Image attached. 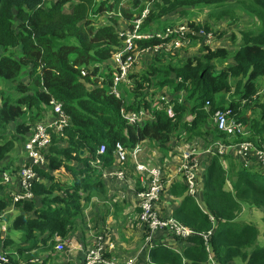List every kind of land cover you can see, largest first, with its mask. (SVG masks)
Listing matches in <instances>:
<instances>
[{"label": "trees", "instance_id": "16d2710c", "mask_svg": "<svg viewBox=\"0 0 264 264\" xmlns=\"http://www.w3.org/2000/svg\"><path fill=\"white\" fill-rule=\"evenodd\" d=\"M44 2L0 0V82H12L16 92L0 90L3 168L14 174L20 170L14 164L16 141L21 144L36 123L46 121L53 98L62 103L70 122L62 134L51 132V144L43 150L48 164L34 167L44 180L32 183V198L15 200L14 194L4 190L0 170V213L11 207L19 212L5 234L0 229V254L8 258L4 264H47L51 254H41L55 250V237L68 238L92 198L107 195L93 161L101 157L110 166L117 143L134 148L149 140L167 151L182 139H202L206 146L216 140L248 139L264 148V100L258 94L264 82V0H53L48 6ZM237 4L255 13L261 25L255 32L243 33L233 55L226 46L206 44L200 55L184 58H178L175 51L151 53L147 68L133 67L128 87L119 95L113 92L115 70L104 73L102 66L122 45L121 30L132 28L146 8L142 31L166 27V18L173 13L188 17L192 7L226 12ZM188 24L210 30L208 22L201 25L190 17ZM158 41L143 39L138 44ZM167 88L171 96L164 93ZM157 95H165L168 103L164 100L160 108L153 106ZM169 104L173 116L167 112ZM227 106L232 108L229 117L245 126L246 136L228 135L215 125V111ZM141 109L153 118L140 123L123 115H138ZM12 123L14 133L8 130ZM102 144L106 151L99 154ZM207 155L210 162L197 176L196 195L189 193L187 182L180 177L162 192L159 201L161 216L170 213L198 233L179 244V250L159 244L148 256L142 253L138 262L207 264L212 254L217 264H264L260 228L239 217L245 206L261 209L264 224V166L235 161L232 152ZM226 156L230 158L227 167L223 163ZM62 167L66 174L59 172ZM167 192L178 201L169 209L162 207ZM209 231L208 250L201 233Z\"/></svg>", "mask_w": 264, "mask_h": 264}, {"label": "built area", "instance_id": "2783aa9c", "mask_svg": "<svg viewBox=\"0 0 264 264\" xmlns=\"http://www.w3.org/2000/svg\"><path fill=\"white\" fill-rule=\"evenodd\" d=\"M148 8H146L142 15L133 22V27L127 26L121 30L120 35L122 37V45L119 46L113 54L112 60L114 61L116 67L114 71V84L113 92L119 95L120 90L118 86L121 82L129 85L128 74L130 70L136 65L137 56L139 52L148 51L149 53L155 52H171L173 53L176 48L172 46L173 43L178 44L174 39L177 36L185 38L187 35L181 32V35L174 34L175 31L170 30L162 33L160 30L153 31H142L141 24L143 17L146 16ZM188 25V24H187ZM169 26L163 29L165 31ZM188 27H190L188 25ZM184 28V25L181 26ZM191 28V27H190ZM212 32V31H207ZM158 38L159 41L150 45H139L138 41L143 39ZM143 46V47H140ZM261 90L258 92V94ZM168 103V98L165 95H157L153 106L159 108L163 104L162 101ZM206 105H209V100H207ZM50 107L52 111V117L44 122H38L32 131V134L28 137L26 142H24V149L27 154L30 164H25L19 170V183L18 190L16 192L11 191L14 194L15 200L30 199L34 196L32 191V183L34 181H42L43 177L35 170L34 167L37 165L43 167V165L48 161L43 150H46L52 141L51 132L62 134L64 128L68 126L70 122L69 116L63 109L61 102L55 100L54 98L50 101ZM168 114L173 116L172 105L167 106ZM55 111V112H54ZM232 112L231 107H226L225 110L217 109L213 115L214 122L217 128L221 131L226 132L228 135H247L245 126L241 122H237L230 118L229 115ZM56 113V116H55ZM126 118L134 122L139 120L140 123L153 118L147 110L141 109L139 114L135 113H124ZM141 148L136 146L133 149L127 148L122 143H117L114 150L116 159L120 161H127L129 154H136ZM106 151V146L102 144L99 148L98 153L104 154ZM202 152L210 155H224L228 152H232L235 156H241L245 159V162L249 163L250 155L258 161V163L264 166V148L258 147L248 139H242L237 142L229 141L224 142L221 140L214 141L208 145ZM199 143L196 142L193 145H185L181 155L179 157V163L176 166V174L180 175L188 184L189 193L192 195L197 194V176L198 170L200 168V156ZM103 159V158H102ZM97 157L93 164L97 166L103 173L104 176L115 177L121 181H125V171L118 167V164H114L111 168H107L108 165H104V159ZM166 160H164L163 165H166ZM137 173L139 174L140 186L136 188V197L138 200V206L141 209L138 216L139 223L147 227V233L144 242L141 246L139 252L130 258L117 261L114 256H108V253L115 249V243L111 240V235L108 231L96 234L93 228L90 230V236L92 239L84 246L82 242L77 243V248L81 251L84 256L82 261L76 262L72 260L73 264H137L139 257L142 253L147 252V256L152 248L163 244L164 246H170L164 238L158 239L157 232L160 230H168L178 236L190 237L196 232L190 226H187L183 222L174 218L173 216L163 217L160 215L159 201L161 199V194L163 190L166 189V184L162 179V172L160 167L149 166L146 163H137L135 166ZM102 175V174H101ZM2 184L12 185L14 181L12 176L8 172H3ZM159 206V207H158ZM5 213H0V229L3 234L8 229V224L5 218ZM213 219V217H212ZM212 231L208 233H201L204 237L207 249H210L209 237ZM56 245L55 250L57 253L61 254L60 251L65 249V244L69 238H61L60 236L55 237ZM175 248V247H173ZM176 249V248H175ZM178 250V249H176ZM64 256V255H62ZM66 258V256H64ZM214 258L212 254L209 255V259ZM149 259V258H148ZM69 260V259H68ZM8 261L5 254H0V264H4ZM30 261H37V258H31ZM70 261V260H69Z\"/></svg>", "mask_w": 264, "mask_h": 264}, {"label": "rangeland", "instance_id": "374dc122", "mask_svg": "<svg viewBox=\"0 0 264 264\" xmlns=\"http://www.w3.org/2000/svg\"><path fill=\"white\" fill-rule=\"evenodd\" d=\"M52 1L53 0H45L44 4L48 6ZM67 7L68 5L66 6V9H68ZM189 10L191 13L188 17L192 18L195 22H198L201 25H203L205 22H208L210 30L204 28L203 26L194 28L191 25H189L191 28L188 27L187 25L188 17H183V16L180 17L179 13H173L167 16L166 22H165L166 25H168V23L171 21L174 22V24L169 25L168 29L163 31V27L158 28L160 31H162V33L173 30L175 31L174 34L176 35H181L182 34L181 32H184L187 35L185 38L177 36V38H175L174 40L177 41L178 44L176 43L172 44V46L176 48L175 52H177L178 58H184V57H187V55H190V56L200 55L202 53L201 48L203 47L204 44H209L213 48H216L218 46H226L231 51V54L233 55L235 50L241 45L243 41L242 39L243 33L244 32H255L257 29L260 28V25H261L260 21L256 18V14L253 13L250 9L246 8V6L242 4H237L233 6L232 8H229L226 12L222 11L221 9L211 10L210 8H196V7H192ZM105 18L106 17L103 16L102 20H104ZM121 23L123 26H125V23L123 22L122 19H121ZM162 25L164 26V23ZM183 25H184V28H181V26ZM207 31H212V32L210 33ZM150 55L151 53H149L148 51L139 52L136 58L138 63H136L134 68L137 66L138 67L135 69L147 68V65L150 62V60H148ZM228 61H231V57H229ZM115 67L116 65L114 61L111 59L109 62L105 63V65L102 66V71L104 73H108L112 70H115ZM22 79L28 80L27 75H23ZM262 85L263 87L261 88L260 94H262V97L264 100V82L262 83ZM125 87H128V84L121 82L118 86V90L123 91ZM0 90H3L5 93L16 94L15 89H13V84L10 81L0 82ZM164 93L167 94L168 96H171L170 95L171 93L168 88L166 89ZM221 95H218V97H220ZM230 95L231 93L226 94L225 97L227 100L230 99ZM161 106L162 105H160V107ZM49 110L51 111V108ZM49 110L47 109L46 116L49 115ZM247 112L248 114H250L251 111L248 110ZM55 116H56V113H55ZM14 129H15V124L14 123L10 124L8 128L9 132L14 133ZM27 137L29 136L27 135ZM19 142L20 140L16 141V147L21 145ZM163 152L170 154V151L168 150L167 151L163 150ZM248 157L250 160H249V163H247V165H251L252 163H258V161L253 157V155H250ZM225 158H227L228 162H230L229 157L226 156ZM234 158H235V161H242L246 164L245 159L242 158L241 156H237ZM202 161L206 168L207 164H209L210 162V158L209 159L207 158V160H202ZM14 164H15V161H14ZM3 166L4 164L0 163V168ZM7 186L8 188H10V185H6V187ZM170 201L171 203L174 202L173 197L172 199H170ZM167 209H169V207ZM167 209H165V211H167ZM255 210H258V209L245 206L242 212L240 213L239 217L240 219H243V220L253 221L260 228V231H261L260 241L264 243V224L262 222L263 214L261 216V211L263 212V210L261 209H260L261 211L258 210L259 213L258 212L256 213ZM17 214L18 213L16 210L13 211L8 216L9 221H7V224L9 225L12 224V221L17 216ZM166 216H170V213L169 215L167 212L163 214V217H166ZM132 230L135 231L134 236L136 237V244H133V245L131 244L132 246H129L127 250H124L123 252H119L121 259L115 258L117 261L126 260L130 258L131 256L135 255L141 249V246L144 242V239L147 233V227L139 223L138 225H136V228ZM116 231L119 233V235H121V232L123 230L117 229ZM18 235H21V234L16 233V236ZM80 235L81 234L78 232H76L74 236L71 233V235L68 236L69 240L65 244V249L63 251H60L61 254H55L53 252L54 250H51V249L49 251L53 252L55 256L64 255L66 256V259L75 260L76 262L82 261L84 254L81 251H79L77 248L78 241L80 242L83 241ZM157 236H158V239L165 237L166 242L170 244V246L175 247L176 249L178 248L179 244L186 243V240L188 239V237L186 236H178L168 230L158 231ZM82 244L84 246H87V243L85 241ZM119 250L120 248L118 249V251ZM114 251L115 250H113L112 252L114 253ZM39 252H40L39 250L35 251L33 252V255L36 256V254H38ZM26 255H28V253L24 254V256ZM54 255H51V259L53 257L54 259L52 260L50 259L52 261V263L50 262V264H57L55 260L56 257ZM64 256H62V258L65 260ZM108 256H114V255H108ZM147 263L149 264L150 261L148 260L144 261L142 264H147ZM207 264H217L216 259L215 258L209 259V262ZM238 264H241V262H238Z\"/></svg>", "mask_w": 264, "mask_h": 264}, {"label": "crops", "instance_id": "0c3cea01", "mask_svg": "<svg viewBox=\"0 0 264 264\" xmlns=\"http://www.w3.org/2000/svg\"><path fill=\"white\" fill-rule=\"evenodd\" d=\"M50 108L51 107L49 106L48 110ZM51 117L52 112L49 110V115L46 116V120ZM27 139L28 137H26L25 140L22 141L20 146L15 148V165H18L19 169H21L23 165L30 162L23 145L25 144L24 142H26ZM194 142H200V152H202V150H204L208 145L211 144L210 143L206 146L205 142L202 139H196L194 140ZM189 143L191 142L188 141L187 143H185L182 139L175 147L169 149L168 151H170V154H167L164 153L163 150L159 148L155 143L146 141L142 144L145 153H143L141 149L136 154L130 153L127 161H120L115 157V159L113 160V164H111L107 168H112L114 164H118V167L125 171V181H121L111 176L106 177L99 169L100 174H102L100 178L107 186V195L104 198H100L97 196H94L92 198L89 206L84 209L82 215L77 219V229L72 232V235L74 236L76 232L80 233V236L83 240L81 242L83 243L85 241L88 244L92 239V236H90L91 228H93L96 234L108 231L111 235V240L115 243V254L113 252H110L108 253V255H114V257L121 259L119 252H123L124 250H127L129 246L136 244V237L134 236L135 231L132 229H135L136 225L139 224L137 214V209H139V206L136 197V188L140 186V181L139 174L137 173L135 166L137 165V163H146L149 166L153 164L156 167H160L162 172V179L164 180L166 188L168 189L171 183H173L176 179H180V175L176 174V166L179 163L181 152L183 151L185 145H188ZM155 153H157L159 157H154ZM160 156L162 158L165 157L164 160H166V165H163L164 160L162 161V158ZM200 158L201 160L198 174L201 171L205 170V166L202 160H207V153L202 152ZM149 159L153 160L154 162H151ZM223 163L225 167H227L228 160L225 159ZM47 164L48 161H46L43 167H46ZM0 170L2 171L1 175H3V172L10 173L12 176V180L14 181V183L10 185V188H8V186L6 187L5 185L4 190L6 189L7 192H16L19 188V170L16 171L15 174L13 173V170L10 171L3 167H1ZM59 172L66 174L63 167ZM167 194L169 193H164V204L162 205V207L167 206L166 208H168L171 204L170 199L172 196H169ZM174 201L176 204H178V201L176 202V199ZM15 210L17 211V213H19L16 208L12 209L11 207L8 209V211H6L5 214L10 215ZM258 210L261 211L260 209ZM258 210H255L256 213H259ZM262 214L263 212L261 211V216ZM117 229L123 230L121 232V235H119V233L116 231ZM119 248L120 250L118 251ZM53 252L55 254L57 253L56 250H54ZM53 252L49 253L47 251H44V253H42L41 255H43L44 257H48L49 254L54 255ZM57 256L58 257L55 256L57 264H73L72 260L69 261L66 258L64 260L61 255ZM50 259L51 257L48 259L47 264H50V262L52 263L51 260L54 259V257L51 260ZM142 263L138 262L137 264Z\"/></svg>", "mask_w": 264, "mask_h": 264}, {"label": "clouds", "instance_id": "9594fccd", "mask_svg": "<svg viewBox=\"0 0 264 264\" xmlns=\"http://www.w3.org/2000/svg\"><path fill=\"white\" fill-rule=\"evenodd\" d=\"M188 25H190V24H188ZM167 26H169V25H167ZM167 26H166V27H167ZM166 27H164V28H166ZM164 28H163V29H164ZM158 30H159V29H158ZM206 45H209V44H206ZM262 87H263V85H262ZM262 87H261V88H262ZM261 88H260V90H261ZM228 107H229V106H228ZM159 108H160V107H159ZM214 123H215V122H214ZM36 124H37V123H36ZM36 124H35V125H36ZM215 125H216V124H215ZM28 136H30V134H29ZM183 140H184V139H183ZM146 141H149V140H146ZM146 141H143L141 144H137V145H136V146H139V147L141 148V151H142L143 153H145V150H144V147L142 146V144H143L144 142H146ZM184 142L187 143L188 140H184ZM194 143H195V142H191V143H189V144H190V145H193ZM198 143H200V142H198ZM124 146H125V145H124ZM136 146H135V147H136ZM135 147H134V148H135ZM127 148H128V147H127ZM130 149H133V148H130ZM154 157H159V156L157 155V153H155V156H154ZM164 158H165V157L162 158V161L164 160ZM114 159H115V154H114ZM149 160H150L151 162H154V161L151 160V159H149ZM112 164H113V163H112ZM151 165H153V164H151ZM151 165H150V166H151ZM153 166H154V165H153ZM153 166H151V167H153Z\"/></svg>", "mask_w": 264, "mask_h": 264}, {"label": "water", "instance_id": "95a60500", "mask_svg": "<svg viewBox=\"0 0 264 264\" xmlns=\"http://www.w3.org/2000/svg\"><path fill=\"white\" fill-rule=\"evenodd\" d=\"M151 166H153V165H151Z\"/></svg>", "mask_w": 264, "mask_h": 264}]
</instances>
